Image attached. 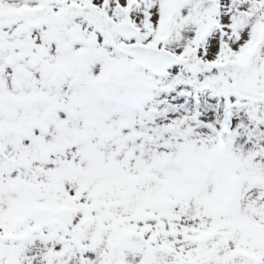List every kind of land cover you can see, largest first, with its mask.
I'll list each match as a JSON object with an SVG mask.
<instances>
[{
    "label": "snow or ice",
    "instance_id": "6c2138e0",
    "mask_svg": "<svg viewBox=\"0 0 264 264\" xmlns=\"http://www.w3.org/2000/svg\"><path fill=\"white\" fill-rule=\"evenodd\" d=\"M0 264H264V0H0Z\"/></svg>",
    "mask_w": 264,
    "mask_h": 264
}]
</instances>
